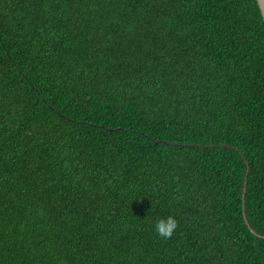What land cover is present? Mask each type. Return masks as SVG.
Here are the masks:
<instances>
[{"label":"trees","instance_id":"obj_1","mask_svg":"<svg viewBox=\"0 0 264 264\" xmlns=\"http://www.w3.org/2000/svg\"><path fill=\"white\" fill-rule=\"evenodd\" d=\"M0 264H264L257 0H0Z\"/></svg>","mask_w":264,"mask_h":264},{"label":"clouds","instance_id":"obj_2","mask_svg":"<svg viewBox=\"0 0 264 264\" xmlns=\"http://www.w3.org/2000/svg\"><path fill=\"white\" fill-rule=\"evenodd\" d=\"M152 223L153 231L163 239H170L178 228V220L173 215L159 216Z\"/></svg>","mask_w":264,"mask_h":264},{"label":"water","instance_id":"obj_3","mask_svg":"<svg viewBox=\"0 0 264 264\" xmlns=\"http://www.w3.org/2000/svg\"><path fill=\"white\" fill-rule=\"evenodd\" d=\"M257 2H258V5H259V8L261 10L263 19H264V0H257Z\"/></svg>","mask_w":264,"mask_h":264}]
</instances>
